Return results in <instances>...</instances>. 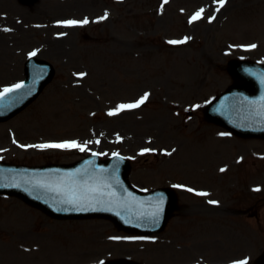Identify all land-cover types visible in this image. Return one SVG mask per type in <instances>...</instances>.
<instances>
[{
  "label": "rangeland",
  "instance_id": "rangeland-1",
  "mask_svg": "<svg viewBox=\"0 0 264 264\" xmlns=\"http://www.w3.org/2000/svg\"><path fill=\"white\" fill-rule=\"evenodd\" d=\"M31 52L56 75L0 123V160L42 165L119 153L133 159L138 189L183 186L180 210L162 233L140 239L106 220L56 221L0 196V264L253 262L264 248V141L231 138L205 124L201 109L232 83L230 59L264 61V0H0V89L23 79ZM146 92L143 106L108 115ZM72 140L89 143L85 151L22 147Z\"/></svg>",
  "mask_w": 264,
  "mask_h": 264
},
{
  "label": "water",
  "instance_id": "water-1",
  "mask_svg": "<svg viewBox=\"0 0 264 264\" xmlns=\"http://www.w3.org/2000/svg\"><path fill=\"white\" fill-rule=\"evenodd\" d=\"M229 70L236 80V85L230 88L228 92L219 99V101L209 106L207 110V116L209 120H213L218 124L224 125L237 134L248 135L250 133V129L245 128L246 119L253 118L264 121V115H261V113H264V67L256 66L255 64L248 62L233 61L229 65ZM50 75L51 72L41 85L48 81ZM31 76H33V74H31ZM39 90L40 88L35 92V96ZM35 96H26L20 102H18L17 105L23 103L24 101L29 102ZM255 131H257L258 135L264 136V128ZM94 168L98 169L99 171L108 170V168L105 167L98 168L96 165ZM25 174H28V176ZM43 178V176L34 177L31 175V173L21 172L20 179L17 181V183L15 182L11 186V189L21 190L23 193L28 195L31 200L45 205L49 211H53L57 216H82V213L90 212L80 211L79 208L85 210L102 206L103 210L110 211L114 209V207H117L114 209V211H112L114 221L118 224L119 228L123 227L125 229H129V231L161 230L165 224V221L167 220L168 213L173 209L174 205V195L173 193L167 191L147 194L144 196L145 201L143 202L142 199L144 198H140L137 195L138 193L132 194L129 191L131 189L129 188L127 182H123L120 179L111 185L102 187L94 194V198L91 196L84 197L83 193H80L79 195H81V199H79L75 204L67 202L62 203L52 195L63 200H69L71 198V194H68L70 191H60L56 194L54 191L57 189H52L51 184L47 183L41 186L36 181L37 179ZM90 179L95 181L96 179H99V177L97 176ZM30 184L36 186L37 188L40 187L39 190L30 188ZM116 188H118L119 191H117ZM44 193L47 194L46 198L48 200V204L44 201V198L43 200L41 199ZM148 199H153L152 206L147 207L148 209L151 208L149 212L146 211V203L148 202ZM154 199L158 201H154ZM55 202L61 204L63 208L61 206H55ZM165 202L168 203L166 214L163 215L162 210H160L157 216H153L152 213L157 212L158 209H161V205H163ZM76 208L79 210L77 213L81 214L75 215ZM154 208H156L155 211H153ZM105 214L111 215L110 213ZM108 264L132 263L128 261H117L110 262ZM257 264H264V253L258 259Z\"/></svg>",
  "mask_w": 264,
  "mask_h": 264
},
{
  "label": "snow or ice",
  "instance_id": "snow-or-ice-1",
  "mask_svg": "<svg viewBox=\"0 0 264 264\" xmlns=\"http://www.w3.org/2000/svg\"><path fill=\"white\" fill-rule=\"evenodd\" d=\"M168 2V0H163V3L166 4ZM217 3H219V5L221 7H223V5L225 4L226 0H216ZM163 6V5H162ZM219 10V9H217ZM204 12V9L201 8L200 10H198L196 13L193 14V16L190 18L189 22L192 23L195 20H199L202 18V14ZM108 16V13L105 12V15L103 17H100V19H106ZM212 18H210L211 20ZM89 21L87 20V18H85L82 21H77V20H66V21H60L58 23H61L65 26H74L77 24H87ZM5 31H9V29L5 28ZM189 39L188 37H185L184 40H170L168 41V43L170 44H182L185 43V41ZM247 48H256L257 45L255 44H251V45H247ZM36 53L35 52H31L29 53V56H34ZM80 76L85 75L84 73H80ZM24 85L23 83H17V84H13L9 87H5L3 89H0V100H2L5 96L16 92L17 90L23 88ZM148 93H144V95L142 97L139 98V100L135 101L134 103L131 104H119L116 106L115 109L110 110L108 115H115L120 111L126 110V109H132V108H138L140 107L147 99H148ZM261 115H264V113H261ZM98 142V141H97ZM15 143V141H14ZM89 142H85L84 144H80L75 140L72 141H64V142H60V143H46V144H35V145H26L22 147H31V148H78L80 151H85L86 150V144ZM152 151V149H142V152H149ZM170 155V153H167ZM95 155V154H94ZM113 155H118L117 153H113ZM225 169H221V171L223 172ZM175 187H183L181 185H175ZM98 189L96 187H92L89 189L90 192H96ZM187 191L192 192L194 191L191 188H188ZM71 192V198L69 200H67V203H71V204H75L79 199H81V195L77 194L76 191L74 189H70ZM197 195H206V193H197ZM209 203H216L215 201H209ZM162 210V209H158L157 212L152 213L153 216H157L158 212ZM113 239H118V238H113ZM140 239H145L143 237H141ZM101 264H103V262H101ZM234 264H247L246 260H241V261H235Z\"/></svg>",
  "mask_w": 264,
  "mask_h": 264
}]
</instances>
